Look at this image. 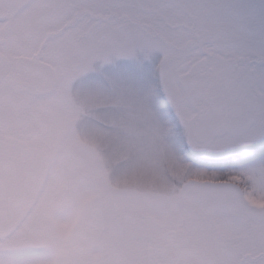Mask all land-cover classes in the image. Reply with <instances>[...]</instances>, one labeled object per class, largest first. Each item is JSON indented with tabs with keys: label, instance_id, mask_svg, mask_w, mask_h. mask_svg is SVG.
Listing matches in <instances>:
<instances>
[{
	"label": "snow or ice",
	"instance_id": "obj_1",
	"mask_svg": "<svg viewBox=\"0 0 264 264\" xmlns=\"http://www.w3.org/2000/svg\"><path fill=\"white\" fill-rule=\"evenodd\" d=\"M0 264H264V0H0Z\"/></svg>",
	"mask_w": 264,
	"mask_h": 264
}]
</instances>
